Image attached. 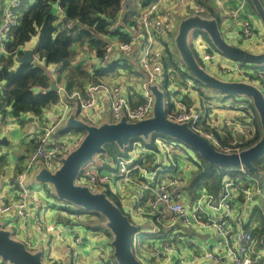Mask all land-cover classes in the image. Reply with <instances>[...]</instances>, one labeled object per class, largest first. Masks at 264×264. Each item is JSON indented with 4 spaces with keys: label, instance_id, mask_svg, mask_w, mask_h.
<instances>
[{
    "label": "built area",
    "instance_id": "obj_1",
    "mask_svg": "<svg viewBox=\"0 0 264 264\" xmlns=\"http://www.w3.org/2000/svg\"><path fill=\"white\" fill-rule=\"evenodd\" d=\"M126 1L122 0V11L118 13L117 20L109 25L112 34L106 36V43L102 52L95 55L94 63L98 67L103 66L112 61L115 53L128 63L133 62L143 74L139 79V91L143 102L132 105L119 84L96 82L87 85L83 97L77 92L69 93L64 87L59 86L58 93L65 99V109L69 107L67 101L77 96L80 114L88 116L92 121L96 115L90 118V111L97 103V99L101 98L107 102L112 120L124 118L128 122L139 121L151 113L152 95L148 85L155 83L163 88L166 95L167 118L187 123L218 152L238 154L242 151L257 136L256 115L249 104L250 100H219L215 96H209L204 88L196 86L187 73L181 71L184 64L174 53L173 33L175 17L180 14V8L184 7L190 14L207 17L212 16L214 9L221 23L240 19L242 34L250 36L252 20L247 12L248 0H235L232 7L226 6L223 0H132L139 5V10L132 19L133 23L120 24L123 12L126 11L124 8ZM21 2L22 0H10L3 7L0 19L1 53H5L4 43L8 40L10 29L18 24V9ZM54 9L59 12L58 14H63L59 0L55 2ZM72 26L73 21L67 19L65 27L70 29ZM118 29L130 40H121L119 33L115 32ZM214 57L215 55L205 45L200 58L203 61H211ZM37 61L42 63L41 60ZM45 66L52 70L50 64ZM233 69L241 74L240 77H246L249 81H255L250 78L257 76L256 82L264 94V69L246 70L243 62L235 64ZM230 70L231 68H226V71ZM31 91L34 94H44L46 88L33 85ZM185 96L189 99L183 100ZM63 116L64 113L59 118L62 119ZM3 129V119L0 118V131ZM54 130L55 125L45 127L22 170L7 177V182L14 187L17 199L14 202H7L0 198V215L14 213L25 225L31 214L29 205H32L37 212V223L42 219L41 214L51 199L48 196L44 197L41 192L31 190L32 173L37 164L43 165L49 171L56 169L58 158L72 150L79 140L78 136L54 140ZM154 146L151 149L136 146L127 154L116 155L111 163L114 165L112 172L115 181L110 182L112 174L101 173L100 167L83 168L85 170L77 178L87 183L94 191L112 194H115L112 183L117 184L118 188H127L135 184L137 201L120 206L135 226L149 216L150 221L167 223L169 225L167 228L174 225L188 228L192 231V237L204 230L212 231L216 235L210 248L202 247L200 250L193 240H186L183 243L184 248H181L182 246L175 242L170 243L168 238L157 239L152 242L149 250L139 248L137 258L141 264H261L264 261V254L260 249H256V241L251 230L243 228L241 212L233 215L232 198L233 193L239 192L240 200L245 205L254 203L262 210L264 217V174H249L243 165L232 166L223 175L217 189H207L204 184L186 189L193 180V172L200 164L192 150L164 137H156ZM146 152L151 156L148 163L146 158L141 156V153ZM235 175L242 176L243 185L235 182ZM165 213H168V217H165ZM85 215L86 212L76 211L73 219L79 221ZM45 229L52 234L55 232L57 238L61 240L64 233L74 234L72 243L67 246V253L74 262H77L78 247L82 238L76 225L55 223L46 225ZM174 232L177 241L186 238L181 236V229ZM98 239L99 259H110L103 232L99 233ZM138 244L137 233L132 238L131 246ZM25 245L29 249L33 247L30 241H26ZM184 249L189 252V256L183 253ZM0 264L8 263L0 260ZM109 264L117 263L112 258Z\"/></svg>",
    "mask_w": 264,
    "mask_h": 264
},
{
    "label": "crops",
    "instance_id": "obj_2",
    "mask_svg": "<svg viewBox=\"0 0 264 264\" xmlns=\"http://www.w3.org/2000/svg\"><path fill=\"white\" fill-rule=\"evenodd\" d=\"M9 1L10 0H0V2H2L4 5H6ZM223 1L226 6L232 7L235 5V0H223ZM131 4L136 6V11L135 13H133V16L130 17L131 14L128 8H126V14H128V19L130 20L129 22L132 24L133 23L132 19L137 14L139 10V5L138 3L132 1ZM247 8H248L247 12H249V17L251 18V20H253V23H255V25H258L254 13L249 8V6H247ZM53 10L55 11V13H57V15H59V18L63 20V17L65 16L64 12L63 14H58L59 12L56 9H54V6H53ZM179 11L180 14L175 17V27H174L173 37L176 34L178 28V26L176 25V21L179 18H185L191 15L188 11H186L184 7H181ZM0 19H1V14H0ZM229 23H231V27L234 28V30L241 31V29L237 27L238 25L239 26L241 25L240 19H238L237 21L230 20ZM257 30H259L257 32L262 37L257 39H251L253 36L252 37L248 36L250 37L248 40L252 41V45H254V48L256 50H261L260 52H263L264 51V35H262L263 31L262 29H257ZM36 41H37V37L33 36L28 42L25 43L23 49L24 50L33 49L36 44ZM236 41L238 43L240 40H236ZM245 42H249V41L246 40ZM245 44L242 43L241 48L245 50L250 49L248 44L247 43ZM72 50L74 52V56L70 63L71 66L81 67L82 69L89 71L90 73H92V75H95L93 76V78H95V81L97 80V82L119 84L121 87L125 86V89L123 90L131 104L132 102L130 100L129 95H132L135 101H137L138 98L141 97L139 91V79L140 77L143 76V74L141 71L139 72V70L136 68L133 62L125 66L123 58L118 53H115L112 61L110 62L117 61L118 65L114 67L111 71H108L106 74H102L98 78V75L94 73V70L106 66L107 63L100 67H98L94 63V57L96 51L92 43H90L86 39L82 41L75 40L72 43ZM1 54L4 53L0 52V55ZM34 61L42 65V63H39L37 61L35 56H34ZM17 65L18 63L15 61L12 67L16 68ZM50 66L52 67V70L50 68H46L47 73L49 74V76H51L50 82L51 80H54L57 87L62 86L65 89L64 78L55 79L57 69L59 66L57 64H50ZM245 78L246 77L236 76L229 80H241L244 82L249 81L247 78L246 79ZM50 82H49V86L44 87L46 88V91L50 90ZM89 83H92V81H84V84L82 86L75 85L71 88V91L69 93L77 92L80 97L81 96L83 97L85 95V89ZM56 92L59 97L58 101L56 103H53L45 107L39 116L26 112L20 114V116L16 118L9 113V108L6 109L5 116L0 114L3 117V127L5 129L0 131V138L5 137V139L7 140V144L0 143V175H2L0 176V198L3 199L4 201L7 202L16 201L17 198L14 187L11 184H9L6 179L7 177L12 176L13 174H16L17 172L22 170L28 155L33 151L34 147L36 146L38 136L41 134V132L45 127L55 125V130L53 133L54 140L61 139L64 137L78 136L77 133H74L72 128L70 129L69 127L66 126V119H68L70 112L74 111L76 117H78L79 115L84 117L79 112V104H78L77 96L72 97L67 101L69 107L65 109V99L63 95L62 97L60 96V93H58V88ZM182 99L186 100L189 98L185 96ZM62 113H64V116L62 119H60L59 116ZM90 114H91L90 118H93L94 115H96V117L93 118L92 121L89 119L88 116L84 118L89 119L88 121H90L94 125H98L107 121L108 118H110V115L108 113L107 102L101 98L97 99V103L91 109ZM115 154L117 153L115 152ZM121 154L122 153L117 155H121ZM114 157H108L107 160L110 163H112ZM42 168H44L43 165L41 164L36 165L35 170L37 171L33 174V176H31V180H30L31 184L35 176L37 175L36 173L39 172V170ZM195 172L196 171H194L193 173ZM241 178L242 176L235 175V182L241 183L239 185H243L242 184L243 179ZM45 184L50 186L48 182H46ZM112 184L114 185L113 190L115 191L114 192L115 194L113 195H115V197L117 198L120 206L124 203L131 204L137 201L138 197H137V190L135 184L127 188L126 187L118 188L117 184L115 183ZM190 186L191 184H188L186 186V189L190 188ZM47 191L45 190V192ZM47 194L50 195L49 192ZM148 197L149 195H147V198ZM145 203L146 201L144 202V204ZM232 205L234 211L233 215L239 213V211L241 212V216L243 220V224H242L243 228H249L251 230L256 241V249H260V251H262L261 253L264 254V247H262L264 245V217L262 210L258 206L254 205V203L245 205L242 202V200H240L239 192L233 193ZM29 206L31 209V214L25 225L18 220V218L14 215V213H12L14 215L13 233L15 237L21 240L24 244L26 241H30L33 244V247L31 249L43 250L42 260L44 264H109L110 259H112V247L110 245V238L105 231L103 220L99 216L85 215L82 217L81 220L76 221L73 219V214L76 211L74 212L68 210V209H72L73 207L68 205L66 201L55 199L54 201L51 200L48 203L44 212L41 214L42 219L38 222L40 225L38 227L37 212L34 209V207H32V205ZM165 214L166 217L168 213ZM148 218L149 216H146V218L141 220L140 223L136 225V227L138 229H141V231L143 232L159 233L160 239L168 238L170 239L169 241L170 243L175 242L176 244L181 245L182 246L181 248H184L183 243L186 240H193L199 246V247L197 246V249L200 250V248L202 249V247L208 249L210 248L211 243L213 244V242L216 239L215 233L209 230H204L201 234L199 233L192 237V231L188 228H185L181 225H174L172 228H167L169 227L167 223L162 221L160 222L158 221L155 222L153 220L150 221L148 220ZM55 223L58 225H76V228L79 229L82 241L78 247L79 258L77 262H74L71 256H69L67 253V246L72 243L74 234L71 232L64 233L63 240H61L60 238H57L56 236L57 234L55 232H53L52 234L46 231L45 229L46 225L55 224ZM177 229L178 230L181 229V236H185L186 238H184L181 241L180 240L177 241L174 236L175 233L174 231ZM257 229H259L260 233L257 231ZM99 232H103L105 235L107 252L109 254L110 259L109 258L104 260L99 259V252L97 249V245L99 244V239H98ZM156 240L157 239L151 241L149 244H144L142 249L147 250V248H149L152 245V242ZM49 245H51L52 248H50ZM183 253L189 256L188 251H185ZM225 264H229V263H225ZM261 264H264V261Z\"/></svg>",
    "mask_w": 264,
    "mask_h": 264
},
{
    "label": "water",
    "instance_id": "obj_3",
    "mask_svg": "<svg viewBox=\"0 0 264 264\" xmlns=\"http://www.w3.org/2000/svg\"><path fill=\"white\" fill-rule=\"evenodd\" d=\"M250 1L264 30V7L260 0ZM3 7L4 4L0 2V14H2ZM63 21H67L66 16L63 17ZM190 27L201 28L218 50L233 60H240L243 63H263L264 51L251 53L237 45L227 43L220 36L213 21L196 15L185 17L177 28L176 42L178 51L182 57L183 64L186 65L191 74L222 93H243L251 98L261 126L260 138L251 148L247 150L243 149L238 154L218 152L187 124V126L182 127L165 121L163 113L159 110L158 118L153 117L145 120L142 119V121L139 120V122L134 121L136 123H129L124 118H121L122 124L120 125L110 126L103 122L99 127L89 125L81 120L77 121L73 112L66 119V126L82 129L87 132V135L83 138L81 145L76 150L70 152L73 153L72 156L60 170L58 169L55 173H51L44 167L38 172V179L43 183L48 182L50 185H53L58 198L75 205H80L86 210L98 212L106 219L105 227H108L112 234L110 241L112 257L115 258L118 264H141L128 251L131 234L136 230V226L130 222L128 216L117 205L105 199L102 195L103 193H100L101 196H97L100 194L92 195L85 189L73 186L71 182L78 167L87 158L89 159L94 152H101L103 150L101 147L103 142H119L118 148L124 150L129 144V142L126 143L128 138L143 135L141 137L147 139L151 133L165 132L187 143L210 164L220 168L243 165L248 171L256 175H262L257 170V167L253 165V161L264 155V94L252 83L241 80L218 79L201 67L186 42ZM33 59L32 49H25L23 54L19 56L18 61L32 63ZM57 88L55 81L51 80L50 90L57 91ZM148 88L150 89V85H148ZM0 143L7 144L5 137L0 138ZM0 258H2L0 259L1 262L9 260L12 264H44L43 260H41L40 252L30 253L26 251L23 244L11 239L9 233L2 229H0Z\"/></svg>",
    "mask_w": 264,
    "mask_h": 264
},
{
    "label": "trees",
    "instance_id": "obj_4",
    "mask_svg": "<svg viewBox=\"0 0 264 264\" xmlns=\"http://www.w3.org/2000/svg\"><path fill=\"white\" fill-rule=\"evenodd\" d=\"M56 1L57 0H22L21 2V6L18 9V24L10 29L9 38L4 43L5 53L0 55L1 115L5 116L6 109L9 108V113L16 118H18L20 114L26 112L39 116L45 107L58 101V94L54 90H48L44 94H34L31 91L33 85H40L43 87L49 86L51 76H49L45 68L47 64H57L59 66L55 79L64 78L65 89L68 92H70L71 88L75 85L82 86L84 81L97 82V80L95 81V78H93L95 75H92L89 71L81 67L71 66L70 63L74 56L72 43L75 40L82 41L86 39L92 43L95 48V55H99L106 43V36L112 34L109 30V25L111 22L117 20L118 13L123 9L122 0H59L64 15L68 20L73 21V26L70 29L65 27V22L60 19L59 15L53 10ZM131 1L132 0H127L124 8H128L130 14H133L136 11V6L132 5ZM260 1L263 2L262 0ZM248 6L252 12L255 13L250 0H248ZM212 16L218 19L215 10H213ZM120 21V24H131L126 11L123 12V18ZM117 33H119V38L121 40H130L126 34L120 31ZM33 36L37 37V41L32 49V53L38 60L42 61V65L36 62L22 63L18 61L19 56L24 52L23 46ZM203 36L204 38L208 37L204 32ZM194 57L202 67L201 59L199 60L195 55ZM15 61L18 65L16 68H13L12 66ZM123 61L125 66L129 64L126 59H123ZM117 65V61L107 63L106 66L94 70V73L98 75L99 78L102 74H106ZM129 96L133 105L143 102L141 97L135 101L132 95ZM249 104L254 109L251 100ZM256 124L258 127L257 136L247 145L256 143L260 138L261 126L258 118L256 119ZM156 137H158L157 133H151L147 139L136 136L132 138L126 148L120 152H123L122 154H127L130 149L136 146L145 149L154 148V139ZM134 143H136L135 146H133ZM114 146L117 147L116 145ZM120 152L117 150L118 154H120ZM192 152L199 160L200 164L194 173L190 188L204 184L207 189H217L220 180L230 167L220 168L208 163L195 151ZM141 156L146 158L147 163L151 158L150 154L147 152L141 153ZM253 165L257 167L259 173L262 175L264 174V156L253 161ZM248 173L255 174L250 171H248ZM106 194L114 204L120 207L115 195L110 192ZM66 203L68 205L70 204L69 202ZM68 210L75 212L79 209L73 207ZM121 211L123 212L122 209ZM86 213L88 216L93 215L99 216L101 219L103 218L101 214L95 211L92 213L88 210ZM125 215L127 214L125 213ZM104 228L111 238V234L105 225ZM257 231L260 233L259 229H257Z\"/></svg>",
    "mask_w": 264,
    "mask_h": 264
},
{
    "label": "rangeland",
    "instance_id": "obj_5",
    "mask_svg": "<svg viewBox=\"0 0 264 264\" xmlns=\"http://www.w3.org/2000/svg\"><path fill=\"white\" fill-rule=\"evenodd\" d=\"M263 7H264V0L263 2H261ZM256 13V12H255ZM255 17H256V20L258 22V25H255V23H253V20H252V33L250 35V37H252L251 39H257V38H260L262 37L261 35H259V33L257 31V29H262L263 31V34L264 35V30H263V27H262V23L257 15V13L255 14ZM191 15H196V16H199L201 18H204V19H208V20H211L213 21L215 24H216V27H217V30L220 34V36L223 38V40H225L227 43L229 44H232V45H237L239 47H242V43L245 44L247 43L248 46L250 47V49H246L247 51L251 52V53H258L260 52L261 50H256L254 48V45H252V41L251 40H248L250 37L248 36H245L242 34V32L239 30H234V28L231 27V23H229V21H226V22H223L221 23L220 20L217 19V17H207L205 15H198V14H191ZM133 14L131 13L130 17H132ZM184 18H179L177 21H176V25L179 26L180 22L183 20ZM258 26V27H257ZM239 29H241V25L237 26ZM203 30L201 28H198V27H190L188 33H187V37H186V42H187V45L190 49V51L192 52L193 55H195L199 60L201 59V54L204 50V46L206 45L208 47V49L210 51H212V53L215 55L214 59L211 60V61H203L201 59V62H202V67L212 76L218 78V79H223V80H229V79H232L236 76H239L241 74H239L237 71H235L233 69L234 65L241 62L240 60H233L231 59L230 57L224 55L223 53H221L218 48L211 42V40L206 37L204 38L203 36ZM259 35V36H258ZM176 36H177V32L176 34L174 35V47H173V50H174V53L176 54V56L182 60V57L178 51V47H177V42H176ZM236 40H240L238 43ZM249 41V42H245V41ZM245 42V43H244ZM246 45V44H245ZM183 61V60H182ZM222 66L224 68H222ZM137 68V67H136ZM226 68H231L230 71H226ZM138 69V68H137ZM245 69H253V70H259V69H264V62L263 63H247L245 62ZM139 70V69H138ZM181 71H184L185 73H187V76H189L193 82L199 86V87H203L205 90H206V93L209 95V96H215L216 98H218L219 100H228V101H245V100H251V98L246 95V94H243V93H222L221 91H219L218 89L212 87V86H209L207 85L205 82H203L202 80L198 79L197 77H195L193 74L190 73V71L188 70V68L186 67V65L184 64V67L181 69ZM140 72V70H139ZM126 79V78H124ZM248 83H252L254 84L259 90H261V88L259 87L258 83L255 81H247ZM264 85V83H263ZM122 89H125V86H122ZM150 94L152 95V109H151V113L146 117L144 118L145 119H149V118H158L159 117V114H158V110L163 113L164 115V120L165 121H168L170 123H173V124H176L178 126H182V127H185L187 126L188 124L187 123H179V122H176L172 119H169L165 116V109H166V106H165V101H166V95L164 94V90L161 86L153 83V84H150ZM262 91V90H261ZM74 111L70 112L73 113ZM76 112V110H75ZM255 112V110H254ZM256 115V119L258 118L259 120V116L257 114V112L255 113ZM79 117V118H78ZM76 118L77 121L81 120L89 125H94L92 124L90 121H88L89 119L87 118H84L82 116H78ZM142 121V120H141ZM139 122V121H137ZM107 124V125H110V126H116V125H120L122 124V121L119 120H112L111 118H108L107 121L104 122V124ZM129 123H136V122H129ZM187 124V125H186ZM99 125L101 124H98L96 126L99 127ZM71 129V128H70ZM72 130L74 131V133H77L78 134V137H79V140L76 142V145L74 146V148L72 150H70L66 155L64 156H60L58 158V164H59V167H57L56 169L50 171L51 173H55L58 169L60 170L62 166H64V164L66 163V161L72 156L73 153H70L72 152L73 150H76L78 148L79 145H81V142L83 140V138L85 137V135H87V132H85L84 130L82 129H79V128H72ZM158 136H162L166 139H169V140H175L176 142L180 143L181 145L187 147L188 149H191L193 150L187 143H185L184 141L178 139L177 137L169 134V133H165V132H158L157 133ZM150 135V134H149ZM143 136V135H141ZM149 137V136H148ZM132 140V138H128L126 140V143L130 142ZM122 141H125V140H122ZM255 143H252L250 145H247L244 150H247L249 148H251ZM114 145H116L117 147H115ZM118 145H119V142H116V141H109V142H103L101 144V147H102V151L101 152H94L91 157L88 159H86L79 167L78 169L75 171L74 173V177L72 179V185L75 186V187H78V188H82V189H85L86 191H88L89 193H91L92 195H95V194H100V193H103L102 195L104 196L105 199L109 200L110 202L114 203L106 194V192H98V191H94L92 190L89 185L85 182H81L79 181L77 178L79 176V174H81L86 168H94V167H100V170H101V173L103 174H107V175H110L112 174L111 178H110V182L112 181H115L116 178L114 176V172L113 169H114V165H112L108 160L107 158L108 157H114L115 156V152L117 153V150L120 152V151H123V150H120L118 148ZM136 143L133 144V146H135ZM112 146V147H111ZM194 151V150H193ZM121 153V152H120ZM123 153V152H122ZM118 154V153H117ZM123 155V154H121ZM264 156V155H263ZM230 167V166H229ZM85 168V169H83ZM37 170H34L33 173H32V176L33 174L36 172ZM38 173V172H37ZM36 173V174H37ZM38 175L39 173L35 176L32 184H31V190L33 192H41V194L45 196H48L51 200H55V199H58V200H61V201H65L63 199H60L58 198L57 194H56V191L54 189V186L53 185H46L45 183H43L42 181H40L38 179ZM45 190L47 192H45ZM49 192L50 195H48L47 193ZM97 196H101L100 195H97ZM72 204V205H71ZM71 207H74V208H78L79 210L78 211H82V212H87L88 210L84 209V207L80 206V205H75L73 203L70 202L69 204ZM116 205V204H115ZM118 207V206H117ZM120 209V207H118ZM92 212V211H91ZM104 218V217H103ZM103 220V223L106 222V219L104 218ZM131 222V221H130ZM105 225V224H104ZM14 215L11 213V214H8V215H0V229L2 230H5L9 233V237L11 239H13L14 241L16 242H19L21 244H23V246L25 247L26 251L30 252V253H35V252H40L41 253V260H42V252L43 250H33V249H29L21 240L17 239L13 233L14 229ZM107 229L109 230V228L107 227ZM110 232V230H109ZM138 233V239L139 240V244L136 246L134 245L133 247L131 246V243H132V238L133 236ZM111 234V232H110ZM108 235V234H107ZM94 236V235H93ZM160 235L159 233H149V232H143L141 231V229H138L136 227V230L132 232L131 234V241L129 243V248H128V251L131 255H133L137 260V252L139 250L140 247H143L144 244H149L151 241L155 240V239H160L159 238ZM110 238V237H109ZM112 239V234H111V238H110V241ZM50 248H52L51 245H49ZM80 250V249H79ZM147 250H149V248H147ZM114 260L115 258L112 257ZM2 259V258H0ZM7 261V260H6ZM9 261V260H8ZM7 263L8 264H12L10 261ZM116 261V260H115ZM139 261V260H138ZM117 262V261H116ZM140 262V261H139ZM141 263V262H140ZM118 264V263H117Z\"/></svg>",
    "mask_w": 264,
    "mask_h": 264
},
{
    "label": "bare ground",
    "instance_id": "obj_6",
    "mask_svg": "<svg viewBox=\"0 0 264 264\" xmlns=\"http://www.w3.org/2000/svg\"><path fill=\"white\" fill-rule=\"evenodd\" d=\"M116 31H120V30L118 29V30H116ZM116 31H115V32H116ZM181 61H182V60H181ZM33 62H35V61L33 60ZM182 62H183V61H182ZM250 80H258V77H257V76L254 77V76H253V77L250 78ZM92 83H95V82H92ZM89 84H91V83H89ZM0 118L3 119V117H2L1 115H0ZM158 137H162V136H158ZM172 141H173V140H172ZM131 244H132V243H131Z\"/></svg>",
    "mask_w": 264,
    "mask_h": 264
}]
</instances>
